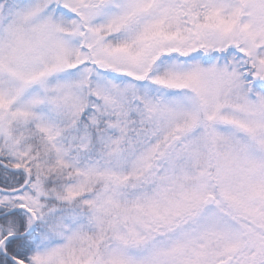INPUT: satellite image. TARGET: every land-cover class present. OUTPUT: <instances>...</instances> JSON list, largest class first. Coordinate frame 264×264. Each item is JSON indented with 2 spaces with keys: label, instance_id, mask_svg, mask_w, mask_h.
Returning <instances> with one entry per match:
<instances>
[{
  "label": "snow or ice",
  "instance_id": "1",
  "mask_svg": "<svg viewBox=\"0 0 264 264\" xmlns=\"http://www.w3.org/2000/svg\"><path fill=\"white\" fill-rule=\"evenodd\" d=\"M0 264H264V0H0Z\"/></svg>",
  "mask_w": 264,
  "mask_h": 264
}]
</instances>
